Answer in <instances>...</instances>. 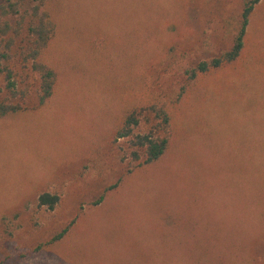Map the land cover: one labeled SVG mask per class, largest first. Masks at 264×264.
Listing matches in <instances>:
<instances>
[{
    "label": "rangeland",
    "instance_id": "1",
    "mask_svg": "<svg viewBox=\"0 0 264 264\" xmlns=\"http://www.w3.org/2000/svg\"><path fill=\"white\" fill-rule=\"evenodd\" d=\"M245 1L46 2L58 79L40 104L20 63L27 109L0 119V264H264V0L236 62L189 72L232 48ZM153 103L170 144L146 164L116 132L140 106L149 133Z\"/></svg>",
    "mask_w": 264,
    "mask_h": 264
},
{
    "label": "trees",
    "instance_id": "2",
    "mask_svg": "<svg viewBox=\"0 0 264 264\" xmlns=\"http://www.w3.org/2000/svg\"><path fill=\"white\" fill-rule=\"evenodd\" d=\"M48 0H0V119L25 111L27 107L19 99L24 95L19 89V65L31 63V71L39 80L38 96L44 104L52 96L58 79V72L43 59V53L51 46L57 33V23L45 4ZM260 0H246L243 6L239 29L232 48L222 55L200 62L192 68L190 78L208 75L236 62L242 55L250 17ZM25 66H27L25 64ZM35 77V78H36ZM25 96V95H24ZM23 96V97H24ZM21 98V97H20ZM156 112L157 123L146 134H134V127L146 107H134L127 111L123 125L118 128L116 138L132 136V155L135 160L144 157L148 164L162 157L169 148L171 117L168 111L155 103L148 107ZM59 196L43 193L40 204L50 208L58 202ZM62 237H55L51 242Z\"/></svg>",
    "mask_w": 264,
    "mask_h": 264
}]
</instances>
